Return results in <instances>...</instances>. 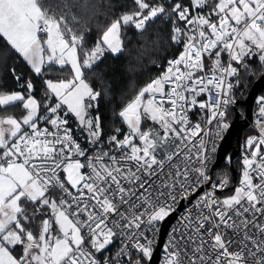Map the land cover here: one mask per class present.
I'll return each instance as SVG.
<instances>
[{"label": "snow or ice", "instance_id": "snow-or-ice-1", "mask_svg": "<svg viewBox=\"0 0 264 264\" xmlns=\"http://www.w3.org/2000/svg\"><path fill=\"white\" fill-rule=\"evenodd\" d=\"M134 2L139 11L126 13L114 20L96 47L85 53L81 64L77 45L83 38L67 27L65 16L57 17L41 0H0V35L36 73L41 72L45 63L40 32L47 36L43 43L51 53L48 61L61 65L70 63L74 72V77L68 81H47L48 88L59 98L55 106L47 107V112L52 114L50 119L37 115L40 104L31 95L25 98L20 92L0 94V106L20 102L27 111L22 121L12 116L0 118V264H101L92 251L86 250V245L99 253L112 243L118 232L123 234L129 229L139 230L142 225L154 227L155 223L164 221L175 211L177 188L181 190V197L187 198L190 191H196L200 184L210 180L206 171L208 156L204 152L203 138H200L196 148L200 166H188L191 149L185 141L191 142L192 137L198 136L202 129L199 123L191 125L187 114L199 104L201 109L211 112L208 123L217 116H224V112L218 110L221 104L229 101L213 100L212 88L230 91L232 84L225 83V76L234 75L237 69L231 63H222V53L227 52L231 61L241 62L246 56L259 52L260 60L264 61V0H217L211 13L198 14L191 19L188 7L175 4L171 12L177 13L179 20L186 21L193 34L187 35L184 51L178 58L169 61L166 71L142 88L119 113L129 133L123 140H117L115 136L111 139L117 148L130 151L123 152L119 158L102 152L81 163L74 157H84L85 150L74 140L72 130L67 127L68 121L59 116L58 110L66 105L79 124L87 128L89 139H99L100 117L87 115L88 108L93 105L86 104L85 99L95 101L100 93L94 92L84 80L82 68H91L103 54L101 44L107 45L113 52L120 51L118 41L114 43V40L122 23H131L137 29H143L147 21L166 11L162 5H150L145 0ZM207 2L191 0V5L193 9L203 8ZM212 15L218 17L217 22H212ZM173 31L172 39L179 43L180 36L185 33L179 27ZM66 33L70 39H65ZM206 58L211 59L212 68L205 75H198L205 70ZM166 85L170 86L167 92ZM27 88L32 89L31 82H28ZM205 92L209 93L208 101H198L197 97ZM146 94L149 98L144 100ZM156 94H160L159 101ZM165 103L170 107L165 108ZM260 103V113L264 115V97L260 98ZM142 115L157 122L163 130L162 134L154 129L142 131ZM37 119L46 120L56 131L38 129ZM22 125L30 126L32 131L22 132ZM221 128H227V125L223 124ZM137 138L139 144L134 143ZM256 139L249 138L248 145H253ZM262 144L264 127L255 145L256 150L250 158L243 160L242 178L234 194L223 200L214 198L213 193H206L200 198L198 207L202 210L194 217L191 213L183 217L187 221L184 230L166 245L169 251L165 264H264ZM181 155L185 157L183 170L180 165L172 163L174 157ZM161 156L163 158H159ZM128 162L135 163V171L126 166ZM166 166L172 171L165 174ZM84 168L90 169V172H82ZM61 169L66 173V183L77 189L76 195L58 176ZM161 174L165 175L161 186L168 192L167 195L161 192L153 199L149 192L153 185L148 177L159 178ZM228 183L225 177L213 187H226ZM51 187H58L71 197V202L64 198L58 201L46 198ZM22 201L50 208L54 219H43L34 234L25 225L37 217L35 213H27ZM246 213H251V217ZM113 214L119 216L120 221L111 219ZM82 215L84 219H80ZM53 223L60 230L55 236L51 231ZM110 223L112 227L108 226ZM252 229L256 230L255 233ZM241 235L243 239H240ZM126 241L133 242L131 247L139 250L144 257L152 256V241L143 231L129 233ZM247 242L255 245V251L248 247ZM233 245L237 248L230 251ZM15 246L22 247L18 256L13 255ZM103 264H108L107 258ZM135 264H140V261Z\"/></svg>", "mask_w": 264, "mask_h": 264}, {"label": "trees", "instance_id": "trees-1", "mask_svg": "<svg viewBox=\"0 0 264 264\" xmlns=\"http://www.w3.org/2000/svg\"><path fill=\"white\" fill-rule=\"evenodd\" d=\"M41 2L57 17L65 16L68 22L67 27L71 28L72 33L83 38L82 42L77 45V55L81 62L85 59V53L90 52L96 46L102 33L114 20L126 13L131 14L139 11L134 0H41ZM171 2L173 4L179 3L181 7H188L193 17L198 14L207 15L211 13L217 0H208L206 6L196 9H193L191 0H171ZM144 14H147V10H144ZM211 20L215 22L218 17L212 15ZM175 27H177L176 24L171 19L166 18L165 14H159L147 21L143 29H137L131 23L128 25L122 23L120 26L121 51L113 53L106 50L91 68L83 67L84 80L94 92L100 93L93 101V107L90 109V117L97 115L100 117L101 136L99 138L115 136L117 140H123L124 136L129 133L119 116V112L170 58L178 56L184 51L185 37L181 35L179 43L172 39ZM65 38L70 39L69 34L66 33ZM236 65L237 96L238 99H243L255 79L264 73V62L258 60L256 56L246 58L245 62H237ZM70 74L71 70L67 65L48 63L43 72L37 75L20 54L12 49L0 35V92L29 90L27 84L31 82L33 94L40 101L41 114L39 116L48 113L47 107L57 103L56 97L52 96L46 89L45 79H61L69 77ZM18 77L19 79H17ZM261 97H264V90L260 93L257 102ZM9 107H0V111L10 113L12 111ZM240 107L242 111L245 110L243 105ZM58 111H62V108ZM235 114L234 108L228 110L227 125L235 117ZM149 122L145 118L142 126L144 129H141L146 130ZM251 132V128L245 129L242 139L244 140ZM236 167L239 169V161H236ZM215 174L220 177H227L230 186L236 182L233 179L231 168L226 162L221 163L216 168ZM54 190L58 196V190ZM22 204L27 212L29 206L34 207L36 205L29 201H23ZM34 221L39 224L38 218ZM137 260L140 261V264L148 263L143 256L131 253L129 264H135Z\"/></svg>", "mask_w": 264, "mask_h": 264}, {"label": "built area", "instance_id": "built-area-1", "mask_svg": "<svg viewBox=\"0 0 264 264\" xmlns=\"http://www.w3.org/2000/svg\"><path fill=\"white\" fill-rule=\"evenodd\" d=\"M145 2L149 3L150 5H162L166 10L165 13L167 14V17L170 19L172 16L178 15L177 13L171 12V8L174 5L171 4L170 0H145ZM177 23H178V25H183L186 23V21H181L178 18ZM190 28H191V26H189L188 28H181L182 32L185 33L182 35L185 36L186 39H187V35L193 34L191 31H189ZM205 30L207 31V29H205ZM39 36L45 37L46 34L43 32H40ZM178 57H179V55L173 57L172 59H170V61L175 60ZM225 60H226V65L228 63L232 64V62H233L230 60V57H229L227 52H225ZM168 67H169V64H167V65L165 64V66L162 68V71L157 76L152 77L148 83H150L153 79L160 77L166 71V69ZM198 75H201V73L199 72ZM225 79L227 80L228 83H231V84H233L235 82V81L232 82L231 80L233 78H230L229 76H225ZM148 83H146L145 86ZM169 88H170V86L166 85L165 86V92H167L169 90ZM217 93H219V96H217ZM225 93H226L225 90L215 89V91H212V93H211L212 99H218V98L222 99L223 96L225 95ZM198 97H202V98H205L208 100L209 93H207V92L201 93ZM198 97H197V100H198ZM148 98H149V95L146 94L144 97V100H147ZM156 99L158 101L161 99L160 94H156ZM164 107L168 108V107H170V105L165 103ZM260 107H261V103H259V105H258V110L260 109ZM199 116L208 122V119L211 116V112L208 109L199 108ZM71 120H72V123H74V120L72 118H71ZM153 122L157 125V130L159 132H163V130L160 128V125L155 121H153ZM77 123H79V120H75V123L70 127H73ZM37 127L40 130L45 129L39 125ZM80 127L82 129L86 128V127L81 126V125H80ZM252 127H253V133L248 135L245 138L244 142L242 143L241 153H240L239 158L237 160V161H239V169L237 168L238 177L235 180L236 182L233 186H230V183H228V185L226 187H215V188L213 187V184H219V182L225 178V177L217 176L215 174V170H213V165L215 162V158H214L215 152L217 150V147L220 144V141H221L224 133L218 134L215 138H207V137L203 138L205 141L204 152H205V155L208 156L207 170L206 171H207V175L210 177V180L207 183L200 184L197 187L196 191H194V192L190 191V194L188 195L187 198H182L181 197V190L179 188L176 189L175 195L177 196L178 202L174 205L175 211L172 212V213H175L176 215H175V218H174L173 222L171 223V225L168 229V232L166 235L167 239L164 241V243L162 245L163 247L161 248V252H160L159 264H165V259L167 257L168 251H169V249L166 247V245H169V242L173 239V237L174 236L178 237L180 234V231L184 230L185 224L187 223V221L183 220L182 218L185 216H188L189 213H191L192 216L194 217L198 211L202 210L200 207H198V205H200V203H201L200 202L201 197L205 196L206 193H213L214 198H217L219 200H223L224 198L234 194V189H235V187H237L239 185V181L242 178V172H243V168H244L243 160L245 157H249V158L251 157V153L256 150L255 145L259 142V138L262 135V127H264V115H262L261 113L255 114L254 120L252 122ZM31 131L32 130L30 128L27 132L30 133ZM48 131L55 132L56 129H48ZM81 136L82 137L84 136L83 138H84L85 144L87 146H96L100 150L111 152L117 158H119L123 152L129 151L127 148H124V149L117 148L113 144L111 138H109V137L106 139H103V140H90L89 139V133H88L87 129L84 133L81 134ZM252 137H256L257 139L254 141L253 145L249 146L247 141L249 138H252ZM49 139H51V138L49 137ZM106 140H109V142L106 143ZM134 142L138 143V141L136 142L135 140H134ZM185 143L187 144V147L191 149V152L189 153V156L191 157V159L188 161V166L189 167H199L200 165L197 162V156H196V148L199 147V140H191V142L185 141ZM193 145H195L196 147H193ZM263 146H264V144L260 145V153L261 154H264V147ZM168 147L171 148V144H169ZM159 158H163V157L161 156ZM184 161H185V157L183 155H181L179 157H174L172 163L180 165L181 170H183ZM126 166L131 167L132 170L135 171L136 165L134 162H128ZM170 171H172V169H170L166 166L164 169V173L166 174ZM57 174L60 177V179L65 182V186L69 188V191L73 195H76L77 189L71 188V186L66 183V178L64 176H61L60 172H58ZM190 175H194V174L190 173ZM253 176H254V182H256L255 173H253ZM148 179H149L150 183H152V185H153V187L149 189V192L152 194L153 199H155L157 196H159V194L161 192H163V193H165V195H167L168 189L161 186L162 181L165 180V175L161 174L159 176V178L148 177ZM141 182H143V181H141ZM122 183L127 185L126 181H123ZM127 186L131 187V185H127ZM60 198L67 199V200H69V202H71V197L66 196L63 192H61L60 196L59 195L57 196V200H59ZM169 202L171 203V201H169ZM141 210H143V209H141ZM245 215L248 216L249 218L251 217V213H246ZM80 219H84V216L82 215L80 217ZM111 219H114L115 221H120V217L115 216V214H113ZM145 219H146V217H145ZM258 219H259V216H258ZM159 223L160 222L155 223L154 227H152V228H150L147 225H142L141 229H139V230L129 229V230L125 231L123 234H120L118 232V234L116 235L117 241L114 242L113 247L111 248L109 253L104 258L98 257L93 252V250L90 247H88L87 245L85 246V248L88 251H92L95 258L97 260L101 261V264H103L105 258H107L108 264H127L128 255L130 252H135L137 254L141 253L139 250L135 249L134 247H131V243H133V242L126 241L127 235H129V233L134 232V231H143L144 235L147 237V239L152 241V247H154L156 242H157L158 236H159V231H160L159 230ZM108 226L112 227L113 225L110 223ZM174 229H176L175 232L173 231ZM114 231H115V229H114ZM255 231H256L255 229H252L253 233H255ZM256 234L258 235V233H256ZM240 239H243L242 235H241ZM141 242L143 243L145 241L141 240ZM247 243H248V247L255 251V245L251 244L250 242H247ZM236 248H237V246L233 245L232 248H230V251L236 250ZM121 249H125V251L122 252ZM257 256H259L258 252H257Z\"/></svg>", "mask_w": 264, "mask_h": 264}, {"label": "bare ground", "instance_id": "bare-ground-1", "mask_svg": "<svg viewBox=\"0 0 264 264\" xmlns=\"http://www.w3.org/2000/svg\"><path fill=\"white\" fill-rule=\"evenodd\" d=\"M170 2H171V0H170ZM171 4H173V3L171 2ZM173 5H175V4H173ZM163 14H165L166 18H168L166 13H163ZM191 18H192V15H191V12H190V10H189V19H191ZM168 19H170V18H168ZM171 20H172V21L176 24V26L179 27V28H188V27H189V25H187V23H185V24H183V25H178V23H177L178 15H174V16H172V17H171ZM215 22H217V21H215ZM184 37H185V36H184ZM186 40H187V39L185 38V41H186ZM223 56H224V59H223ZM173 57H175V56H173ZM173 57H172V58H173ZM172 58H170V59H172ZM170 59H169V61H170ZM213 59H214V57H213ZM169 61L166 62L165 64H166V65L169 64ZM221 61H222L223 64L226 65L225 52L222 53V55H221ZM165 64H164V66H165ZM164 66H163V67H164ZM163 67H162V68H163ZM162 68L159 70V72H158L157 74L151 76V77L149 78L148 82L150 81V79H151L152 77L157 76V75L162 71ZM211 68H212L211 59L206 58V59H205V70H204L203 72H200L201 75H205V73L208 72V70L211 69ZM262 74H263V73H262ZM260 75H261V74H260ZM260 75H259V76H260ZM259 76H258L256 79H258ZM229 77H230V78H233V79L231 80L232 82H234V81H235V82L232 84V88H231V90H230V91H226L225 95H224L223 98H222V99H226V100L229 101L227 104H221V105H220V108H219V110H218V111H223V112H224V116H223V117H219V116H217L215 119L212 120L211 123H208L207 121H205L204 119H202V118L199 116V108H200V107H199V104H197L196 106L192 107V108L188 111V114H187V115H188V120L190 121V124H191V125H195V124L199 123V124H200V127H201V129H202L201 133H199L198 136H196V137H192V140H200V138H206V137H207V138H215L218 134L225 133V132L227 131V129H228V126H229V125H227V122H226V116H227V112H228V110L231 109V108H234V109L236 110V114H238V117H239L240 120L244 121V120L246 119V120L249 121V118H248V116H247V111H246L247 106H246V104L244 103V100H246V98L248 97V94H249V91H250V90L248 91L247 95H246L243 99H238V96H237V85H238L237 78L235 77V74H234V76L232 75V76H229ZM256 79H255V80H256ZM148 82H147V83H148ZM225 83H228L226 79H225ZM263 90H264V89H262V90L258 93V95L256 96V98H255V102H254L255 104H254V106H253V116H252L251 126L249 127V128H251V130H252V132H251L250 134L253 133L252 122H253V120H254L255 114H259V113H260V109L258 110V105H259V103H260V99L258 100V102H257V99H258V96L260 95V93H261ZM212 91H215V89L212 88ZM213 100H215V99H213ZM198 101L205 102V101H208V100L205 99V98H202V97H198ZM256 102H257V104H256ZM240 105H243V106L245 107V110H243V112H242V109H241ZM241 113H242V115H241ZM58 114H59V116H60L62 119H65V120L68 121V123H67V127L70 128V129L72 130V135H73L74 140L80 145V147H81L82 150L85 149V151H86L84 157L75 156V157H74L75 159H79V160L81 161V163H86V160H87L88 157H94V156H95L96 154H98V153L107 152V153L109 154V156H113V154H112L111 152L103 151V150H100L99 148H97L96 146H87V145L85 144V141H84V138H83L84 136L82 137L81 134L84 133V132L86 131L87 128L82 129V128L80 127L79 123L75 124L73 127H70V126H72V125L75 123V120H78V119L75 117L74 114H72V113H70V112L68 111L66 105L62 106V111H58ZM236 114H235V115H236ZM43 116H46V117H48L49 119L52 118V115H50L49 113H46V114H44ZM70 117L74 120V123H72V120H71ZM40 123H41V124H39V126H41L42 128L55 129L54 126H52L50 123H47V121L44 120V119H41V120H40ZM223 124H226V125H227V128H221V125H223ZM229 124H230V123H229ZM247 129H248V128H247ZM205 133H206V134H205ZM161 134H162V132H161ZM250 134H249V135H250ZM242 135H243V131H242ZM108 137L111 138L112 136H107V137H104V138H99L98 140H103V139H106V138H108ZM246 137H247V136H246ZM246 137H245V138H246ZM111 140H112V139H111ZM244 140H245V139H244ZM244 140L242 139V141H241V147H242V143L244 142ZM137 141H138L137 144H139L140 141H139L138 139H137ZM137 141H136V142H137ZM108 142H109V140H106V143H108ZM112 142H113V144L116 146L115 142H114V141H112ZM176 142L178 143L179 141H176ZM134 143H135V142H134ZM219 146H220V145H219ZM219 146L217 147V150H216V152H215V156H214L215 159H216V157H217V153H218ZM263 147H264V146H263ZM128 150L130 151V149H128ZM240 153H241V149H240ZM239 155H240V154H239ZM215 170H216V169H215ZM58 172H60L61 176H64V175H63V171H62V169H61V170H58ZM82 172H84V173L87 174V173L90 172V169H88V168H84V169H82ZM50 189H57V190H58V195H59V196H60V194H61V192H62L58 187H51ZM168 217H169V216H168ZM161 224H162V221L159 223V230H160V228H161ZM167 232H168V231H167ZM166 239H167V237L165 238V240H166ZM115 241H117L116 236L113 238L112 243H111L110 245H108V246L106 247V249L102 250V251L99 252V253L95 252L94 249H92V250H93V252H94L98 257H100V258H104V257L109 253V251L111 250V248L113 247ZM156 243H157V242H156ZM155 245H156V244H155ZM162 247H163V246H162ZM162 247H161V248H162ZM154 248H155V246L153 247V249H154ZM160 252H161V250H160ZM131 253H135V252H130V253H129L127 264H129V262H130V254H131ZM135 254H137V253H135ZM137 255L143 256L142 253H139V254H137ZM143 257H144V256H143ZM144 258H145V257H144ZM150 258H151V257H150ZM150 258L146 257L145 260L148 261V263H149ZM159 262H160V259H159ZM148 263H147V264H148ZM158 264H159V263H158Z\"/></svg>", "mask_w": 264, "mask_h": 264}, {"label": "water", "instance_id": "water-1", "mask_svg": "<svg viewBox=\"0 0 264 264\" xmlns=\"http://www.w3.org/2000/svg\"><path fill=\"white\" fill-rule=\"evenodd\" d=\"M262 89H264V73L261 74L259 78L253 82L248 97L246 98V100H244V103L247 106L246 111L249 121L246 119L244 121L240 120L238 114H236L235 117L231 120L228 129L224 133L219 144L220 146L213 165V170H215L221 163L226 162L231 168L234 180H236L238 177L236 161L238 160L240 154L242 131L251 126L255 98ZM175 215V213H172L169 215V217L162 221L157 243L155 245V248L153 249V253L148 264L159 263L160 250L165 241L167 231L175 218Z\"/></svg>", "mask_w": 264, "mask_h": 264}, {"label": "crops", "instance_id": "crops-1", "mask_svg": "<svg viewBox=\"0 0 264 264\" xmlns=\"http://www.w3.org/2000/svg\"><path fill=\"white\" fill-rule=\"evenodd\" d=\"M40 38H41V41H42V46L45 49V51L42 54L44 56V60H45V63L42 65V70H41V72H43V70L45 68V65L48 64V63H50V61H48V59H47V57L49 56V52L50 51L48 50L47 45L43 43V41H45L47 39V36H45V37H41L40 36ZM4 39L6 40V38H4ZM20 56L29 65V67L33 70L32 66L24 59V57L21 54H20ZM33 72L36 73L34 70H33ZM40 73H36V74L39 75ZM13 92H20L21 94H23L25 96V98H27L29 95H31L40 104L39 99L36 97V95L33 94V90L32 89L31 90H25V91L24 90H16V91L8 92V93H1L0 92V94H5L6 95V94H11ZM6 106H10L9 109L12 112H10V113L9 112L8 113H2L0 111V118H6L8 116H12V117L16 118L17 120L22 121L23 117L25 115H27V111L23 108V105L20 102H15V103H12V104H9V105H6ZM0 107H3L4 108L5 106H0ZM40 114H41V106H40V109H39L37 115L39 116ZM39 120L40 119H37L35 121L37 123V126L40 124ZM29 129H30V126H28V125H22V132H27ZM156 131H158V130L156 129ZM46 198H49V199H57V194L55 193V190L54 189H49V191L46 193ZM22 203H23V201H22ZM28 209H29V211L27 213L29 215L35 213V216L39 219V224H37L35 221H33L32 223H30L28 225H25L26 227L30 228L33 231L34 234H36L38 232V230H39L38 229V225H40V223H41V221L43 219H50V220L51 219H54L53 216H52L51 209L48 208V207L43 206L42 204H36L34 207L29 206ZM37 209H39V210H37ZM32 225H33V227H32ZM51 231H52V235L53 236L59 234V232H60L59 226L56 225L55 223H53L52 230ZM21 253H22V247L15 246L14 247V251H13V255H17L18 256Z\"/></svg>", "mask_w": 264, "mask_h": 264}, {"label": "rangeland", "instance_id": "rangeland-1", "mask_svg": "<svg viewBox=\"0 0 264 264\" xmlns=\"http://www.w3.org/2000/svg\"><path fill=\"white\" fill-rule=\"evenodd\" d=\"M107 30V29H106ZM105 30V31H106ZM104 33V32H103ZM103 33H102V35H103ZM102 35H101V37H102ZM66 39V38H65ZM101 39V38H100ZM116 41H118V43H119V46H120V51H121V49H122V41H121V37H120V30H119V34H118V37L116 38V40H114V43L116 42ZM96 47V46H95ZM94 47V48H95ZM101 47L104 49V51H103V53L106 51V50H108V51H111L108 47H107V45H104V44H101ZM93 48V49H94ZM120 51H117V52H113V53H118V52H120ZM51 53L49 52V55H50ZM103 55V54H102ZM102 55H100V57H99V59L101 58V56ZM57 56H59V53H57ZM78 56V55H77ZM257 56V59L258 60H260V53L259 52H254L253 53V55H251V56H246L244 59H243V61H241V62H245V60H246V58H252V57H256ZM79 59V58H78ZM98 60H96L94 63H96ZM261 61V60H260ZM83 62V61H82ZM82 62L80 61V63L82 64ZM264 62V61H263ZM50 63H52V64H54V65H61V64H59V63H56L55 61H50ZM93 63V64H94ZM237 64V62L236 61H233L232 62V67H235L236 68V65ZM64 65H67L69 68H70V70H71V74H70V76L69 77H66V78H61V79H51V78H49V79H45V87H46V89L52 94V96L54 95L55 96V94L51 91V89H49L48 88V85H47V81H49V80H51L53 83H58V82H60V81H68V80H70V79H72L73 77H74V72H73V70H72V68H71V64L70 63H66V64H64ZM82 71H83V68H82ZM260 96V95H259ZM259 96H258V98H259ZM56 97V96H55ZM57 98V103L59 102V98L58 97H56ZM135 98V97H134ZM133 98V99H134ZM129 102H131V100L129 101ZM128 102V103H129ZM85 103L87 104V103H91V104H93V101H89L87 98L85 99ZM127 103V104H128ZM53 106H55V104H53ZM90 109L91 108H88V110H87V115L90 117ZM243 112V111H242ZM241 115H242V113H241ZM145 118H147L150 122H149V125H148V127L147 128H145L146 130L147 129H154V130H156L157 129V125L150 119V118H148L147 116H143L142 115V119H141V128H143L142 126H143V123L145 122ZM122 119V118H121ZM122 121H123V123L125 124V126H126V128L128 127L127 126V124L125 123V121L122 119ZM151 123V124H150ZM128 129V128H127ZM144 129V128H143ZM142 130V129H141ZM128 131H129V129H128ZM142 131H144V130H142ZM82 171V170H81ZM63 175H64V177L66 178V173H64L63 172Z\"/></svg>", "mask_w": 264, "mask_h": 264}]
</instances>
